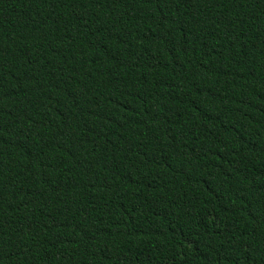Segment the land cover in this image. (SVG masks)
Masks as SVG:
<instances>
[{"label": "trees", "instance_id": "1", "mask_svg": "<svg viewBox=\"0 0 264 264\" xmlns=\"http://www.w3.org/2000/svg\"><path fill=\"white\" fill-rule=\"evenodd\" d=\"M0 264H264V0H0Z\"/></svg>", "mask_w": 264, "mask_h": 264}]
</instances>
